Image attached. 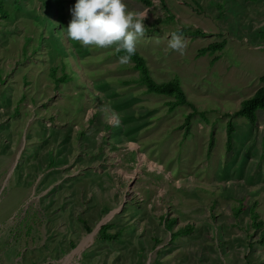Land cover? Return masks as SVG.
<instances>
[{
	"label": "rangeland",
	"instance_id": "rangeland-1",
	"mask_svg": "<svg viewBox=\"0 0 264 264\" xmlns=\"http://www.w3.org/2000/svg\"><path fill=\"white\" fill-rule=\"evenodd\" d=\"M124 2L147 12L151 76L178 78L190 105L169 110L114 48L68 39L76 0L3 1L0 264H264V112L234 114L262 85L264 0Z\"/></svg>",
	"mask_w": 264,
	"mask_h": 264
},
{
	"label": "clouds",
	"instance_id": "clouds-1",
	"mask_svg": "<svg viewBox=\"0 0 264 264\" xmlns=\"http://www.w3.org/2000/svg\"><path fill=\"white\" fill-rule=\"evenodd\" d=\"M66 36L84 48L108 49L124 52L119 63L126 65L136 53L137 42L147 28V12L131 11L124 0H76L71 9ZM187 41L176 32L171 34L166 50L186 53Z\"/></svg>",
	"mask_w": 264,
	"mask_h": 264
},
{
	"label": "trees",
	"instance_id": "trees-1",
	"mask_svg": "<svg viewBox=\"0 0 264 264\" xmlns=\"http://www.w3.org/2000/svg\"><path fill=\"white\" fill-rule=\"evenodd\" d=\"M4 0H0V12L3 16L8 15L7 11L2 6ZM146 6L152 5V0H139ZM162 1V0H161ZM176 32L184 33L185 29L180 28L176 29ZM194 34H204L200 29H195L193 31ZM225 45V41H219V42H212L209 43L207 46L202 47L198 50V54L202 55L205 53H213L219 50H222ZM115 54L122 56L125 55L124 52H116ZM131 62L133 65V68L138 71V82L139 84H143L146 87V92L148 93H156L160 95L169 96L172 99L166 101V105L169 107V110H174L176 107L189 104V102L186 99V95L184 93V90L182 89L180 82L178 78L157 82L153 79V77L150 74V70L148 68V65L146 63L145 57L136 50V53L131 57ZM52 76L55 74V69L53 68L51 71ZM55 81L65 83L68 81L67 74L63 73L58 78L54 77ZM137 80V79H136ZM260 81L262 82V85L258 87L255 92L248 98H245L240 102V107L238 110L234 112L236 116H243L246 120H248L250 123L256 122V111L258 109L262 110L264 112V75L260 77ZM190 105V104H189ZM191 115V114H190ZM234 131V127L232 122H228L227 125V135H228V141H227V147L230 149L231 147V133ZM252 224L254 227H262L263 222L261 220H258V214L255 211V204L250 205L248 209ZM170 220V223H167V221ZM166 220V227L168 230L172 229L173 221L174 219H168ZM109 224H103L101 225L99 229V237L101 239L111 240L114 238L115 234H109L107 229L109 228ZM192 230V227L190 225H187L183 228H179L176 231H173L171 233V238L175 239L179 236L186 235L190 233ZM262 236L264 237V228L261 230Z\"/></svg>",
	"mask_w": 264,
	"mask_h": 264
},
{
	"label": "water",
	"instance_id": "water-1",
	"mask_svg": "<svg viewBox=\"0 0 264 264\" xmlns=\"http://www.w3.org/2000/svg\"><path fill=\"white\" fill-rule=\"evenodd\" d=\"M102 225V222L99 224V227Z\"/></svg>",
	"mask_w": 264,
	"mask_h": 264
}]
</instances>
